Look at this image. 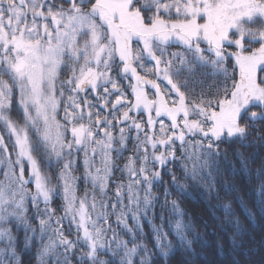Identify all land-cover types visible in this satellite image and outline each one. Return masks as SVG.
Returning a JSON list of instances; mask_svg holds the SVG:
<instances>
[{
  "label": "snow or ice",
  "instance_id": "1",
  "mask_svg": "<svg viewBox=\"0 0 264 264\" xmlns=\"http://www.w3.org/2000/svg\"><path fill=\"white\" fill-rule=\"evenodd\" d=\"M258 122L264 0H0V264H155L170 236L185 260L209 235L218 253L254 242ZM222 143L258 182L253 206ZM190 188L208 219L183 206Z\"/></svg>",
  "mask_w": 264,
  "mask_h": 264
},
{
  "label": "trees",
  "instance_id": "2",
  "mask_svg": "<svg viewBox=\"0 0 264 264\" xmlns=\"http://www.w3.org/2000/svg\"><path fill=\"white\" fill-rule=\"evenodd\" d=\"M173 51L177 50L175 48L172 49ZM67 73H63V78H65ZM67 78V77H66ZM204 84L203 88L209 91V94L214 91L213 88L210 86L213 84H219L220 79L222 78H215L211 75L204 77ZM200 90V86L197 87V91ZM15 115V113H14ZM264 123V122H258ZM222 149L227 148L229 151V160L235 162V169L236 175L234 178V183L237 185L240 194L244 196L245 200L249 203V206H253L255 201L257 200L256 193L253 191L257 186V180L252 178L251 180L248 179L247 175L241 170L240 163L236 160L235 156L232 155V148L236 147L235 144H228L222 143L220 145ZM253 151H256L257 155L255 157V161L252 167H256L259 165L260 161L264 159V147H259L258 149L247 148L244 149L245 155L251 154ZM127 155V153L125 154ZM179 155V151L177 152ZM122 164L123 161H120ZM172 167L173 170L176 172L178 177H183V174L180 170L178 164L176 165H169ZM231 165H225L224 171L226 178L232 179L231 176L227 175L229 172ZM80 171L82 172L83 169L81 168ZM117 176L120 174L117 173ZM164 180L169 181L170 177L166 174L164 175ZM189 185L192 182L189 180L187 181ZM84 185L81 183L80 191L83 192ZM190 197H185L182 201L183 206L193 214L194 217L203 216L204 219L209 218V213L207 211V202L205 197L202 195V190H198L196 188H190ZM221 196L224 199H231V196H226L224 191L221 189ZM173 198H177L174 192ZM216 203V201H213ZM60 204V200L57 199L53 203V207H57ZM59 213V210L57 212ZM243 218V217H242ZM131 224V221H129ZM159 223V221H157ZM211 223V221H210ZM247 223V222H246ZM65 234L69 235V238H74V233L70 234L67 231V221H65ZM248 232L255 237V241L249 240L248 236H245V240L247 243L244 247L233 251L232 248L229 246L227 239L224 240V248L222 251L218 253L216 249V237L215 236H207L206 242L205 241H197L193 244V248L195 249L194 253H188V257L190 260V264H231L233 256H236L241 261V264H261V261L264 260V246L261 245V238L264 237V217L257 216L254 225H247ZM145 232H148V225L147 223L144 224ZM149 243L151 246V234L149 233ZM173 245L175 246L174 253L170 256V258L165 262L164 260H157L155 264H189V260H185L186 253L181 250L179 242L175 239V237H171ZM249 249H256V251H250Z\"/></svg>",
  "mask_w": 264,
  "mask_h": 264
},
{
  "label": "rangeland",
  "instance_id": "3",
  "mask_svg": "<svg viewBox=\"0 0 264 264\" xmlns=\"http://www.w3.org/2000/svg\"><path fill=\"white\" fill-rule=\"evenodd\" d=\"M66 77H67V75H66ZM66 77H65V78H66ZM62 78H63V74H62Z\"/></svg>",
  "mask_w": 264,
  "mask_h": 264
}]
</instances>
